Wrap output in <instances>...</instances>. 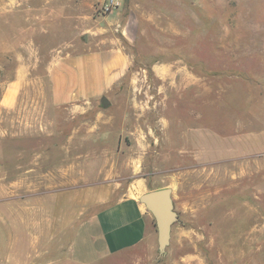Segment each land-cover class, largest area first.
Here are the masks:
<instances>
[{
  "label": "rangeland",
  "instance_id": "obj_1",
  "mask_svg": "<svg viewBox=\"0 0 264 264\" xmlns=\"http://www.w3.org/2000/svg\"><path fill=\"white\" fill-rule=\"evenodd\" d=\"M4 1L0 0V99L15 87L17 67H30L33 52L39 55L36 68L25 72L17 104L11 109L0 107V208L8 209V198L15 192L22 199L13 206L21 208L25 195L40 192L42 173L49 174L50 184L57 183L69 165L75 166L70 174L81 172L80 176L93 166L101 179L111 172L112 179L137 171L146 175V192L169 181L176 186V177L177 221L160 264H264V0H159L155 7L147 3L136 9L140 21L130 25L132 44L113 30L92 41L94 47L108 48L110 40H118L130 58L125 79L132 77L144 85L134 90L144 102L140 122L144 133L138 138L150 146L139 152L89 150L96 137L84 134L77 151L56 152L51 143L62 144L67 138L53 135L46 140L36 132L30 124L35 118L32 100L48 94L45 63L62 40L55 38V25L40 20L39 7L9 11ZM101 3L93 5L94 16H107L98 10ZM118 14L123 16L124 11ZM71 27H59L67 43L72 39ZM87 42V34L80 36L63 51L84 52ZM184 63L193 67L187 70L192 74L191 87L174 92L175 75L166 78L158 92L152 67L178 70ZM177 74L179 82L189 75ZM190 128L204 130V162L199 149L180 150L184 145L194 147ZM47 142L48 165L32 164ZM114 143L107 140L104 146ZM26 170L32 176L29 183L15 186L14 178L24 176ZM201 207L211 209L196 226L182 217V209ZM55 250L49 249L50 258H55Z\"/></svg>",
  "mask_w": 264,
  "mask_h": 264
},
{
  "label": "crops",
  "instance_id": "obj_2",
  "mask_svg": "<svg viewBox=\"0 0 264 264\" xmlns=\"http://www.w3.org/2000/svg\"><path fill=\"white\" fill-rule=\"evenodd\" d=\"M97 1L104 0L4 1V8L9 11L39 7L40 20L55 25V38L62 40L49 52L50 57L44 67L48 94L32 100L35 118L32 117L30 124L46 140L53 135L67 138L62 144L51 143V148L56 152L77 151L83 134L96 137V143L90 145L89 150L117 151L125 148L137 152L147 151V146L150 145L138 138L144 133V125L141 124L144 102L139 100L138 92L134 91L144 85L132 77L125 79L130 72V58L118 40H110L112 45L108 48L94 47L92 41L113 30L124 34L128 44H132L135 39L129 35L133 33L130 32V25L133 22L136 25L140 21L136 18V9L147 3L155 7L159 0H116L119 2L118 9L102 17L92 13ZM120 11H124L123 16H119ZM102 23L110 26H99ZM63 24L72 25L71 42L67 43L63 33L59 32V27ZM86 34L88 42L83 45L84 52L69 54L63 51L65 46L72 47L77 38H84ZM33 53L30 67H17L15 87L2 96L0 107L11 109L17 104L18 92L25 84V72L37 66L39 54L35 51ZM188 68L193 67L185 63L183 66L179 65L178 70L153 66V74L158 79L152 83L157 84L159 92L166 83V78L176 75L171 83L174 84V92L179 93L182 88L191 87L192 74L187 71ZM178 71L188 72L189 75L179 82L176 80ZM152 83L148 82L147 86ZM103 97L108 101L105 108L100 103ZM203 128H190L188 132L194 138V147L184 145L180 149H199L202 151V162ZM107 140H114L115 143L104 146ZM48 143L40 146L39 159L32 161V164L40 167L48 165ZM157 146L163 148L162 145ZM66 168L67 171L62 169V179L57 183L50 184L49 174L42 173L40 192L32 191L25 195V203L21 208L13 206L14 202L17 204V199H22L18 198L22 195H17L16 192L8 198V209L0 208V264H160L154 219L139 202L140 195L146 193L149 185L146 175H140L136 171L127 178L111 179V170L107 177L101 179L93 166L89 167V172H82L81 176V172L78 175L70 174L75 166L69 165ZM28 172L26 170L24 176L14 178L15 186L29 183L28 178L32 176ZM157 172L154 170L151 174L155 175ZM68 174L70 177H67ZM174 179L176 186L169 181V184L149 191L169 188L174 203L180 192L176 177ZM30 184L33 182L30 181ZM210 209L186 208L181 212L184 220L195 222L192 224L196 226L198 220L206 216ZM183 224L181 221L180 226ZM50 235L53 236L50 238ZM171 235L172 227L170 237ZM50 248L56 249L55 258H50V253L53 252L49 251ZM39 249L41 250L38 251ZM34 251L37 254L34 255Z\"/></svg>",
  "mask_w": 264,
  "mask_h": 264
},
{
  "label": "water",
  "instance_id": "obj_3",
  "mask_svg": "<svg viewBox=\"0 0 264 264\" xmlns=\"http://www.w3.org/2000/svg\"><path fill=\"white\" fill-rule=\"evenodd\" d=\"M100 103L104 108L108 106V101L105 97L101 99ZM139 202L145 206L154 219L158 251L161 254L169 243L171 227L177 221V215L173 211L170 189L163 188L148 191L140 195Z\"/></svg>",
  "mask_w": 264,
  "mask_h": 264
},
{
  "label": "built area",
  "instance_id": "obj_4",
  "mask_svg": "<svg viewBox=\"0 0 264 264\" xmlns=\"http://www.w3.org/2000/svg\"><path fill=\"white\" fill-rule=\"evenodd\" d=\"M119 7V2L116 0H104L100 5L98 10L102 15H108L113 11L117 10Z\"/></svg>",
  "mask_w": 264,
  "mask_h": 264
}]
</instances>
